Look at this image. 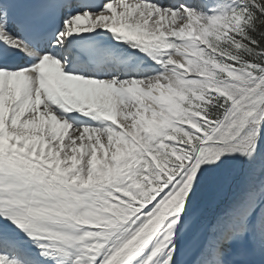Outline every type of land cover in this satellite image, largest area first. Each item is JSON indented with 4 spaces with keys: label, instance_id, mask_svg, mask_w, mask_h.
Segmentation results:
<instances>
[{
    "label": "snow or ice",
    "instance_id": "1",
    "mask_svg": "<svg viewBox=\"0 0 264 264\" xmlns=\"http://www.w3.org/2000/svg\"><path fill=\"white\" fill-rule=\"evenodd\" d=\"M0 264H264V0H0Z\"/></svg>",
    "mask_w": 264,
    "mask_h": 264
}]
</instances>
